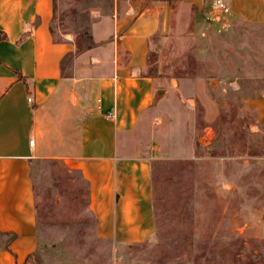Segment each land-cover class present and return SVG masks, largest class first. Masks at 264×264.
<instances>
[{"label": "rangeland", "instance_id": "rangeland-1", "mask_svg": "<svg viewBox=\"0 0 264 264\" xmlns=\"http://www.w3.org/2000/svg\"><path fill=\"white\" fill-rule=\"evenodd\" d=\"M52 1L54 38L73 35L77 51L85 49L91 11L108 0ZM212 17L210 9L151 42L147 74L163 93L135 134L152 165L151 240L121 246L98 238L80 173L69 174L62 159L37 160L44 263L264 264V29L223 31ZM200 78L214 81L211 100L199 83L172 86V79ZM76 137L69 126L56 151L73 153Z\"/></svg>", "mask_w": 264, "mask_h": 264}, {"label": "crops", "instance_id": "crops-1", "mask_svg": "<svg viewBox=\"0 0 264 264\" xmlns=\"http://www.w3.org/2000/svg\"><path fill=\"white\" fill-rule=\"evenodd\" d=\"M225 1L230 13L213 16L214 25L264 29V0ZM211 2L108 0L91 11V47L77 51L73 35L59 41L51 32L52 0H0V264H34L29 258L39 251L37 160L62 159L86 180L98 238L121 246L151 240L152 165L135 138L160 90L147 74L151 42L203 19ZM187 82L201 84L211 100L212 79H172V86ZM69 126L75 151L60 155Z\"/></svg>", "mask_w": 264, "mask_h": 264}, {"label": "trees", "instance_id": "trees-1", "mask_svg": "<svg viewBox=\"0 0 264 264\" xmlns=\"http://www.w3.org/2000/svg\"><path fill=\"white\" fill-rule=\"evenodd\" d=\"M82 37H84L85 39H88V43H87V47L86 48H90L91 45L89 44V41H91V37L88 35V33H83V35H81ZM72 60V55H70L69 57L65 58V60L62 62V67H63V70H65V68L68 66V64L71 62ZM69 174H72L73 172L72 171H68ZM84 180V179H83ZM85 183L87 184L86 180H84ZM34 187H35V181H34ZM88 187V185H87ZM36 189V188H35ZM88 195H89V191H87ZM35 199H36V211H37V223H38V206H37V196H36V191H35ZM88 199H89V196H88ZM89 202V201H88ZM30 260H33L34 264H45V263H48V262H43L41 257H40V254H39V251L34 254L33 256H31L29 258Z\"/></svg>", "mask_w": 264, "mask_h": 264}, {"label": "built area", "instance_id": "built-area-1", "mask_svg": "<svg viewBox=\"0 0 264 264\" xmlns=\"http://www.w3.org/2000/svg\"><path fill=\"white\" fill-rule=\"evenodd\" d=\"M211 14L218 17L219 15H228L230 13V7L225 0H212L211 2ZM29 101H32L29 99ZM35 141L30 140V145L34 146Z\"/></svg>", "mask_w": 264, "mask_h": 264}, {"label": "water", "instance_id": "water-1", "mask_svg": "<svg viewBox=\"0 0 264 264\" xmlns=\"http://www.w3.org/2000/svg\"><path fill=\"white\" fill-rule=\"evenodd\" d=\"M163 93V90H159L158 93H157V99L161 96V94Z\"/></svg>", "mask_w": 264, "mask_h": 264}]
</instances>
